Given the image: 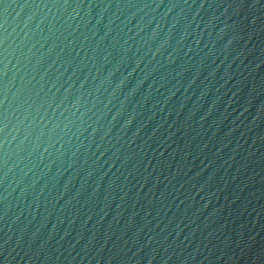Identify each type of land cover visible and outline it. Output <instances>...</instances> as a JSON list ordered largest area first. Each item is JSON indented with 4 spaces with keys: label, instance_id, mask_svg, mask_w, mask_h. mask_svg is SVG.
<instances>
[{
    "label": "water",
    "instance_id": "95a60500",
    "mask_svg": "<svg viewBox=\"0 0 264 264\" xmlns=\"http://www.w3.org/2000/svg\"><path fill=\"white\" fill-rule=\"evenodd\" d=\"M0 264H264V0H0Z\"/></svg>",
    "mask_w": 264,
    "mask_h": 264
}]
</instances>
